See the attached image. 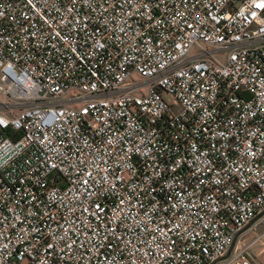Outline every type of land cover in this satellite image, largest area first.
<instances>
[{
	"label": "built area",
	"instance_id": "built-area-1",
	"mask_svg": "<svg viewBox=\"0 0 264 264\" xmlns=\"http://www.w3.org/2000/svg\"><path fill=\"white\" fill-rule=\"evenodd\" d=\"M261 224L264 0H0V264H264Z\"/></svg>",
	"mask_w": 264,
	"mask_h": 264
},
{
	"label": "rangeland",
	"instance_id": "rangeland-1",
	"mask_svg": "<svg viewBox=\"0 0 264 264\" xmlns=\"http://www.w3.org/2000/svg\"><path fill=\"white\" fill-rule=\"evenodd\" d=\"M218 57L223 61L225 54L220 53ZM248 229L241 237V242L245 245L250 244L249 255L253 258V261L259 262L264 260V235L260 236L264 232V224L257 226L255 229Z\"/></svg>",
	"mask_w": 264,
	"mask_h": 264
},
{
	"label": "water",
	"instance_id": "water-1",
	"mask_svg": "<svg viewBox=\"0 0 264 264\" xmlns=\"http://www.w3.org/2000/svg\"><path fill=\"white\" fill-rule=\"evenodd\" d=\"M249 225V224H248Z\"/></svg>",
	"mask_w": 264,
	"mask_h": 264
}]
</instances>
